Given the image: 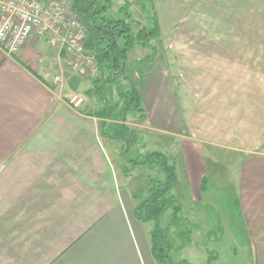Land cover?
Returning a JSON list of instances; mask_svg holds the SVG:
<instances>
[{
  "label": "crops",
  "instance_id": "obj_1",
  "mask_svg": "<svg viewBox=\"0 0 264 264\" xmlns=\"http://www.w3.org/2000/svg\"><path fill=\"white\" fill-rule=\"evenodd\" d=\"M224 1L234 4L225 14L248 22L246 38L264 32V0ZM218 11L215 21H224ZM234 43L168 49L179 75L162 50L151 51L138 90L146 134L167 141L195 193L207 190L206 150L241 155L238 228L242 222L248 262L264 264V91L240 94V49L256 50ZM73 75L66 53L46 39L32 37L12 56L0 48V264H157L146 224L133 215L137 196L103 138L96 80ZM76 95L85 101L79 109Z\"/></svg>",
  "mask_w": 264,
  "mask_h": 264
},
{
  "label": "rangeland",
  "instance_id": "obj_2",
  "mask_svg": "<svg viewBox=\"0 0 264 264\" xmlns=\"http://www.w3.org/2000/svg\"><path fill=\"white\" fill-rule=\"evenodd\" d=\"M63 1L70 3V0ZM226 4L227 1L224 0H217L216 2L215 0H170L169 2L167 0H112L110 3V15L112 17L123 16L124 19V15L119 10L128 6L134 33L143 29H146V31L152 29L156 21L159 28V38L151 43V46L147 48L148 50H144L140 44H137L128 53L130 71L128 75L120 77L118 86L110 87L112 89L105 93V97L110 98L109 105L114 106L119 101L120 94L130 90L131 84L137 88L139 87L142 77L145 76L148 70H151L149 57H145L151 51L158 53L162 50L163 53L161 52L160 56L162 55L165 58L166 65L168 63L170 66L173 62H170L169 59H172L173 55L166 53L168 49H186L207 45L206 49L220 45L232 46L238 38L234 45L255 47L256 50L255 54H251L250 49L246 47L240 49L239 68H237L240 94L243 95L252 90H256V93L259 90L264 91V65H260L264 58L262 53L264 37H258L259 34L263 35L264 32L255 33L257 35L254 38H246L245 36H248L246 33L248 22L237 16L233 17L231 14H225ZM227 5L233 6L234 4ZM215 6L219 7L218 18H222L224 21H215ZM228 9L231 8L228 7ZM236 19L240 20L236 21ZM223 33L227 36L222 40L215 38L218 34L223 35ZM197 55L199 56V54ZM176 56L178 57V55ZM194 64L196 65V63ZM68 68L71 70L69 64ZM170 68L177 73L176 66L171 65ZM192 68L198 72L199 65L192 66ZM234 71L237 73L236 68ZM71 74L74 76L72 70ZM93 80L96 79L85 78L81 81L91 83ZM94 100L97 105L99 103L97 108H102L104 103L97 98H94ZM126 118V122H122L119 113H117L113 119L101 121V125L103 123L109 124L106 130L107 136L103 138L105 142H108V138L112 141V160L116 161L118 174L123 177L126 186L128 185L132 194L138 197V201L133 199L136 207L146 197L145 186L148 179L156 177L163 179V174L157 168L152 169L149 166L133 168V164L129 161H144L145 156L153 152H161L171 157L175 155L168 148L167 141L164 139L157 141L146 134L144 121L140 118V114L129 113ZM122 123L138 133L137 143L130 151L126 150L127 147L123 142L111 138L113 131ZM233 145L237 146L236 143H233ZM232 148L215 149L216 157L209 155L211 151L212 155L215 154L213 149L206 150L205 156L210 177L207 182V190H202L200 194L195 193L192 189L186 177L185 167L177 161V163L179 162L177 170L178 186L173 193L182 205L184 217L189 219L197 228L194 230L193 244L190 247L172 252L171 256L176 263L185 260L190 264H251L248 262L250 254L246 245V237L238 228V215L236 213L238 209L235 203V181L237 175L241 172L242 164L238 160L241 155L236 149ZM124 178H127V180ZM162 223L167 224L166 215L163 217ZM144 227L151 242L150 232L153 224L149 223ZM169 236L174 238L172 233H169ZM176 242L179 243V240L176 239Z\"/></svg>",
  "mask_w": 264,
  "mask_h": 264
},
{
  "label": "trees",
  "instance_id": "obj_3",
  "mask_svg": "<svg viewBox=\"0 0 264 264\" xmlns=\"http://www.w3.org/2000/svg\"><path fill=\"white\" fill-rule=\"evenodd\" d=\"M112 0H70V10L77 14L83 21L88 35L85 43L87 52L97 59L100 69V77L96 79L94 90L98 99L104 103L96 112V116L102 120H111L119 113L122 122H126L129 113L140 114L145 120V111L141 102L140 92L134 85L127 92L119 96V101L109 105L110 98L105 97L106 86H118L120 77L128 75V53L140 44L143 49L151 46L154 40L159 38V28L156 23L152 29H143L134 33L130 22L131 13L128 6L119 11L122 17L110 15ZM101 85V86H99ZM119 125L113 131L111 138L123 142L127 151L133 148L138 140V133L129 129L127 125ZM109 124L103 123V135L107 136ZM133 168L149 166L157 168L163 174V179L149 178L146 183V197L134 208V218L142 224H153L151 234V252L157 264H190L187 261L176 263L171 254L176 250H182L193 244L192 236L195 227L192 222L183 215L181 203L177 200L173 191L178 184L177 164L175 160L161 152L148 153L144 161L130 160ZM135 201L138 197L133 196ZM169 212V213H168ZM166 215L167 224L162 223ZM221 229V228H220ZM241 231H244L242 222ZM242 231V232H243ZM173 234L174 238L169 236ZM179 240V243L176 242Z\"/></svg>",
  "mask_w": 264,
  "mask_h": 264
},
{
  "label": "built area",
  "instance_id": "obj_4",
  "mask_svg": "<svg viewBox=\"0 0 264 264\" xmlns=\"http://www.w3.org/2000/svg\"><path fill=\"white\" fill-rule=\"evenodd\" d=\"M87 35L82 19L63 0H0V48L8 56L19 53L32 37L46 39L66 53L76 76L98 79L97 59L85 49ZM84 103L77 95L71 99L76 109Z\"/></svg>",
  "mask_w": 264,
  "mask_h": 264
}]
</instances>
